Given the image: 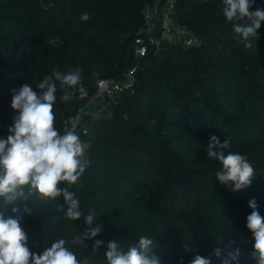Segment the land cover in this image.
<instances>
[{
    "label": "trees",
    "instance_id": "obj_1",
    "mask_svg": "<svg viewBox=\"0 0 264 264\" xmlns=\"http://www.w3.org/2000/svg\"><path fill=\"white\" fill-rule=\"evenodd\" d=\"M167 1L0 0V138L9 135L15 115L12 89L23 83L36 89L53 69L80 68L88 93L84 99L73 88L70 100L61 102L57 82L53 111L63 134V121L82 110L99 80L120 78L133 65L136 40L145 28L144 9L156 3L162 10ZM223 6V0H174L172 18L199 45L148 46L134 92L113 103L110 115L88 121L87 134L75 131L89 165L75 185L62 182L60 187L76 194L85 216L89 211L97 216L103 230L94 239L104 241L97 253L93 240L85 241L87 247L71 244L87 225L83 216L65 218L62 197L52 203L35 195L18 200L20 209L32 208L31 216L12 213L0 201V212L19 218L31 251L40 253L63 237L79 259L107 264L110 240L126 251L144 236L154 241L160 264H189L197 254L222 264L236 248L239 264H257L250 256L254 239L246 218L252 199L264 216V22L253 47L246 48ZM257 8L264 9V0H254L250 10ZM84 12L90 14L87 21L80 19ZM212 135L221 143L228 138L231 151L249 158L255 169L249 187L234 193L215 177L221 165L206 151ZM118 180L128 186L111 196L107 185ZM216 248L223 250L219 258Z\"/></svg>",
    "mask_w": 264,
    "mask_h": 264
},
{
    "label": "clouds",
    "instance_id": "obj_2",
    "mask_svg": "<svg viewBox=\"0 0 264 264\" xmlns=\"http://www.w3.org/2000/svg\"><path fill=\"white\" fill-rule=\"evenodd\" d=\"M253 3L254 0H223L222 9L227 21L233 22L232 31L238 42L249 49L253 47V40L258 39L257 30L264 22V9L251 11ZM80 19L89 20L90 14L84 12ZM48 43L56 45L58 41L49 40ZM93 76L98 77L99 73H93ZM57 82L62 93L59 96L61 102L70 100L69 89L78 88L81 99L88 95L80 68L67 72L53 69L37 83L36 89L23 83L11 90L10 107L15 115L8 128L9 135L0 138V201L11 206L12 213L22 211L31 216L32 208L20 209L18 200L35 195L41 202L52 203L62 197L66 209L61 207L60 210L65 218L77 221L83 216L87 225L82 233L72 238L71 244L87 247L85 241L93 240L92 252L97 253L104 244L103 240L94 239L103 230L102 225L96 223L97 216L93 211L85 216L76 194L67 187H60L62 182L75 185L85 173L89 160L84 142L73 129L66 128L61 134L55 127L53 108L58 99ZM230 144L228 138L221 143L212 135L206 151L209 159L219 161L221 165L215 177L235 193L252 184L255 169L246 155L231 151ZM249 207L252 211L246 218V227L254 239L250 256L257 264H264V216L259 213L255 199L249 201ZM68 243L61 237L42 252H33L28 247V234L21 227L19 218L6 217L0 212V264H90L86 258L79 259ZM153 243L152 239L140 236L139 242L125 251L120 242L113 239L107 243L104 257L107 264H160L159 258L153 255ZM222 251L216 248L213 254L219 258ZM239 256V248L228 251L222 264L233 261L239 264ZM189 264H211V260L197 254Z\"/></svg>",
    "mask_w": 264,
    "mask_h": 264
},
{
    "label": "built area",
    "instance_id": "obj_3",
    "mask_svg": "<svg viewBox=\"0 0 264 264\" xmlns=\"http://www.w3.org/2000/svg\"><path fill=\"white\" fill-rule=\"evenodd\" d=\"M174 0H168L161 10L156 3L143 11L145 28L141 38L136 40L133 65L120 78L101 79L82 110L63 121L66 128L87 134L88 121H97L107 116L109 107L121 96L132 94L135 89V73L148 46H158L160 42L179 43L185 47L199 45L197 37L187 28L178 26L171 16Z\"/></svg>",
    "mask_w": 264,
    "mask_h": 264
},
{
    "label": "rangeland",
    "instance_id": "obj_4",
    "mask_svg": "<svg viewBox=\"0 0 264 264\" xmlns=\"http://www.w3.org/2000/svg\"><path fill=\"white\" fill-rule=\"evenodd\" d=\"M113 110H114V108L110 110V113L108 115H110L113 112ZM127 186H128V182L123 181V180L110 181L107 185V189L112 196V195H117V194L122 193L123 191H125Z\"/></svg>",
    "mask_w": 264,
    "mask_h": 264
}]
</instances>
